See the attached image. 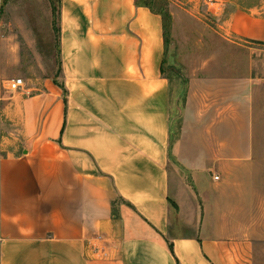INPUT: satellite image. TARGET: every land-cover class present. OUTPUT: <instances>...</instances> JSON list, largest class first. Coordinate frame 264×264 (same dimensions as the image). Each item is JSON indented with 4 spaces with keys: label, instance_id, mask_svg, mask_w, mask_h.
Here are the masks:
<instances>
[{
    "label": "crops",
    "instance_id": "1",
    "mask_svg": "<svg viewBox=\"0 0 264 264\" xmlns=\"http://www.w3.org/2000/svg\"><path fill=\"white\" fill-rule=\"evenodd\" d=\"M54 1L66 93L7 107L21 133L0 158V264H252L249 241L170 231L163 17L136 0ZM206 2L224 39L264 43V0Z\"/></svg>",
    "mask_w": 264,
    "mask_h": 264
},
{
    "label": "rangeland",
    "instance_id": "2",
    "mask_svg": "<svg viewBox=\"0 0 264 264\" xmlns=\"http://www.w3.org/2000/svg\"><path fill=\"white\" fill-rule=\"evenodd\" d=\"M141 1L165 22L170 231L249 241L264 264V46L224 39L206 0ZM61 76L57 2L0 0V158L21 133L9 103L63 89ZM18 78L24 90L10 92Z\"/></svg>",
    "mask_w": 264,
    "mask_h": 264
},
{
    "label": "built area",
    "instance_id": "3",
    "mask_svg": "<svg viewBox=\"0 0 264 264\" xmlns=\"http://www.w3.org/2000/svg\"><path fill=\"white\" fill-rule=\"evenodd\" d=\"M7 88L10 92H19L21 90H24L25 81L22 78L12 79L11 81L8 82ZM215 180L217 181L219 180V178L216 177Z\"/></svg>",
    "mask_w": 264,
    "mask_h": 264
},
{
    "label": "trees",
    "instance_id": "4",
    "mask_svg": "<svg viewBox=\"0 0 264 264\" xmlns=\"http://www.w3.org/2000/svg\"><path fill=\"white\" fill-rule=\"evenodd\" d=\"M137 4L138 5H141V6H145V7H148L153 13H156V14H160V12H158L152 5L149 1H141V0H136ZM163 17V16H162ZM164 20V19H163ZM164 28H165V22H164ZM165 35H166V32H165ZM260 45H263L264 46V43H260ZM60 65H61V60H60ZM61 74H62V68H61ZM62 87L66 93V90H65V87L64 85L62 84ZM170 203L171 205L173 204V202L170 200ZM171 249H173L172 245H170Z\"/></svg>",
    "mask_w": 264,
    "mask_h": 264
}]
</instances>
